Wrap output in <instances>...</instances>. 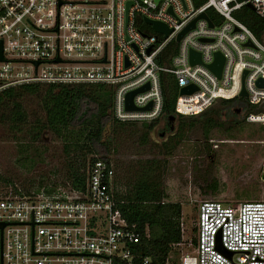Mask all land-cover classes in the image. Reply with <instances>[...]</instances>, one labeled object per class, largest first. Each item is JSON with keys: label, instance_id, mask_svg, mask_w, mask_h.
<instances>
[{"label": "built area", "instance_id": "built-area-1", "mask_svg": "<svg viewBox=\"0 0 264 264\" xmlns=\"http://www.w3.org/2000/svg\"><path fill=\"white\" fill-rule=\"evenodd\" d=\"M249 5L264 21V0H205L200 7L191 0H0V92L46 85L50 112L47 98L61 95L63 85L102 84L112 88L113 120L152 124L169 118L163 94L169 79L177 90L173 117L244 100L258 110L245 111L244 123L264 125V41L234 16ZM204 12L213 27L197 19L177 41ZM142 18L170 33L153 32ZM191 52L199 63H190ZM216 53L224 60L219 77L208 68ZM145 85L132 98L135 110H127L126 95ZM188 86L192 93L179 94ZM114 176L113 164L98 159L84 193L9 186L0 194V264H151L129 249L141 236L118 209L123 202L114 197ZM193 249L196 257L182 254L178 264H264V200L201 202Z\"/></svg>", "mask_w": 264, "mask_h": 264}, {"label": "trees", "instance_id": "trees-1", "mask_svg": "<svg viewBox=\"0 0 264 264\" xmlns=\"http://www.w3.org/2000/svg\"><path fill=\"white\" fill-rule=\"evenodd\" d=\"M191 1L195 7H200L205 0ZM207 15L213 23H217L214 21L216 15L212 10H208ZM234 16L245 24L256 38L264 41V21L258 18L249 7L244 6ZM217 21L220 20L217 19ZM138 26L148 31L141 25L140 20H138ZM60 89L67 110L66 117L61 120L54 117L47 109L45 94L48 87L46 85L28 84L2 90L0 92V124L7 126L11 132L24 133L28 138V142H20L19 146V152L25 155V159L34 160L41 156L37 149L35 150L37 154H29L32 148L28 146L29 144L41 142L42 136L47 132L54 135L56 141L62 144L65 173L62 178L63 185L60 187L67 190L84 193L87 172L92 163L98 159L111 162L115 172L114 197L123 202L118 205V209L128 226L134 225L141 236L140 242L130 245L129 249L134 255L148 258L151 264H166L169 261L175 264L171 254L173 247L182 242V208L179 203L166 201L167 196L162 186L166 161L160 158L139 159L133 165L132 162L117 160L123 139L131 141L135 139L134 142L137 145L146 146L149 142V134L156 123L130 124L113 120L110 113L113 92L110 86L75 84L63 85ZM163 94L164 114L166 117L173 116L177 90L172 80L168 79L163 86ZM27 97L36 105V112L31 115L25 111L22 101ZM241 104L243 102L237 100H222L198 116L177 118L178 126L174 134L166 140L163 138L161 144L157 145L158 156L170 155L176 149L175 147L185 140L184 128L195 123L202 124L203 134L207 138L213 128L223 126L222 113L228 110L232 116L233 112L230 108L241 107ZM245 111L258 110L250 106ZM30 118L33 120L29 123ZM243 123L244 118L241 116L240 121L234 120L232 125L240 127ZM2 184L3 188L14 186L8 179H4ZM36 187H45L48 192L57 189V185L48 186L43 182H38ZM22 188L28 192L33 187ZM193 245H196V238L193 240Z\"/></svg>", "mask_w": 264, "mask_h": 264}, {"label": "rangeland", "instance_id": "rangeland-1", "mask_svg": "<svg viewBox=\"0 0 264 264\" xmlns=\"http://www.w3.org/2000/svg\"><path fill=\"white\" fill-rule=\"evenodd\" d=\"M22 101L28 115L36 112L32 99L27 97ZM238 101L243 102V116L248 104L244 100ZM225 118L222 113L223 126L213 128L207 138L201 123L185 127V140L165 157L158 156L157 145L163 138H158L160 130L157 127L150 132L146 146L137 145L135 139H123L118 150L117 160L132 162L133 165L139 159L160 158L166 161L162 180L166 201L179 203L182 208V245L173 247L171 254L175 264L182 254L196 257L193 240L196 238L197 208L201 202L213 200L223 205H237L244 201L264 200V125L243 123L238 127ZM32 120L30 118L28 122ZM27 139L24 133L11 132L0 124V194L7 189L1 185L4 179L27 188L36 187L38 182L48 186L54 184L57 188L63 185L62 144L47 132L41 142L28 145L32 147L29 154H37L36 149L41 154L32 160L25 159V155L19 152L20 142H28ZM206 139L211 140L208 150H213L216 155L213 164L207 163L208 146L206 151H202V145L198 144Z\"/></svg>", "mask_w": 264, "mask_h": 264}, {"label": "water", "instance_id": "water-1", "mask_svg": "<svg viewBox=\"0 0 264 264\" xmlns=\"http://www.w3.org/2000/svg\"><path fill=\"white\" fill-rule=\"evenodd\" d=\"M131 5V2H128L127 3V7H129ZM252 11L254 10L253 7L251 5L248 6ZM170 11V9H169ZM197 19H204L205 21H207L208 23V26L210 28L213 27V24L210 22L209 18L207 17L206 13H202L200 14L196 19H194L177 37V41L180 40L181 36L187 32L189 29L193 28L194 26V23ZM143 20V23L146 24V25H149L151 30L157 34H160L162 35L163 37H167L168 34L170 33V30L164 25L162 24L161 22H157V21H152V20H149L147 18H142ZM143 36H145L144 34H142ZM250 43H247V45H249ZM149 52V50H148ZM2 52H1V43H0V61L2 60ZM56 62H58V59L55 60ZM223 57L221 54L219 53H216L215 54V57H214V61L212 64H210L208 66V68L217 76L219 77L220 76V73H221V68H222V65H223ZM190 63L191 64H195V63H199V54L197 53H194V52H191L190 53ZM259 85H261V80L258 81ZM148 88L147 85H145L144 87H141L139 89H136L134 91H131L129 92L127 95H126V109L127 110H135L133 104H132V98L133 96L136 94V93H140L142 91H145L146 89ZM192 91H194V87L193 86H188V87H185V88H182L180 89V92L179 94H190L192 93ZM242 97H246L247 94L244 90V88L242 89L241 91V94H240ZM47 103H48V106H49V109L51 111V114L55 117H58L61 119L65 118L66 115H67V110H66V107L63 103V99H62V96L61 95H54V94H49L48 98H47ZM149 107V106H148ZM147 107V108H148ZM233 112L234 113H238L239 112V109H233ZM174 119L173 116H170L168 118L169 122H171L172 120ZM262 179L264 180V175L262 176ZM225 255H227L228 257H231L232 253L229 252V251H226L224 249H220Z\"/></svg>", "mask_w": 264, "mask_h": 264}, {"label": "flooded vegetation", "instance_id": "flooded-vegetation-1", "mask_svg": "<svg viewBox=\"0 0 264 264\" xmlns=\"http://www.w3.org/2000/svg\"><path fill=\"white\" fill-rule=\"evenodd\" d=\"M233 109H239V112L238 113H234ZM230 110L233 112L232 113L233 115L231 116L229 114V111L225 110L223 112V117H225V115H226V117L228 119H230L231 122H233L234 120L240 121L241 115H242L241 113L243 112L242 108H239V107L230 108ZM227 118H225V119H227ZM176 119L177 118L174 117V119L171 122H169L168 119H162L158 123L155 124L154 128L157 127L158 130H160V132H158V134H157L159 139L164 138L166 140L169 136L174 134V132L176 131L177 126H178ZM210 142H211V140L206 139L205 141H200L199 143L198 142L197 143L200 146L202 145L201 146L202 147L201 148L202 151H206L205 147L208 146L207 147V153H206V156H207V159H208L207 163L213 164L215 162V160H216V158H215L216 155H215V152L213 150L212 151L208 150V148L211 147ZM212 147L213 148L215 147V149L218 148L217 146H212Z\"/></svg>", "mask_w": 264, "mask_h": 264}]
</instances>
